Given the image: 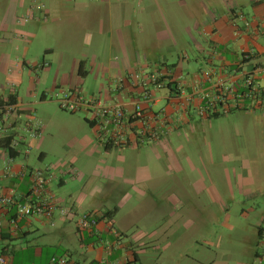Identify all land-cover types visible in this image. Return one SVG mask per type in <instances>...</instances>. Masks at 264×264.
<instances>
[{
	"label": "rangeland",
	"instance_id": "rangeland-1",
	"mask_svg": "<svg viewBox=\"0 0 264 264\" xmlns=\"http://www.w3.org/2000/svg\"><path fill=\"white\" fill-rule=\"evenodd\" d=\"M212 2L217 3L215 7H224L223 0ZM191 5V0L183 4L180 0H0V93L4 85L8 90L7 83H12L13 78L3 70L4 53L14 70L16 64L27 63L18 80V91L26 101H31L30 92L39 96L52 88L61 61L67 65L74 58H82L90 68V62L97 57H119V46L111 45L116 34L112 31L126 14L123 8L131 9L130 14L144 26L147 14L155 11L153 22L164 26L171 23L170 14L165 22L159 10L151 7L161 6L170 13L177 11L179 23L185 27L194 24V18L186 14ZM244 9L251 13L252 7L248 4ZM134 28L141 35L139 25ZM179 33L178 46L187 45L192 58L191 32L183 28ZM44 63L48 69H42ZM103 83L106 80L92 72L83 79V91L90 94ZM31 113L34 124L42 125L41 139L29 137L26 116L21 118L15 134L19 144L21 140L29 141V163L35 168L50 166L53 172L63 161L79 167L78 175L65 174L68 189L76 193L68 198V204L76 202L78 208L62 207L71 210L72 215L73 209L76 215L87 213L85 208H92L94 203V207L102 203L104 210L121 204L116 217L121 223L132 222L130 233H149L139 246L147 264L248 261L257 235L256 225L264 213V113L234 112L212 119L193 133L187 132L184 148L174 156L161 153L160 158L152 154L150 146L118 148L110 153L96 143L90 147L79 143L78 139L87 136L90 127L85 122L79 125L75 117L84 116L65 112L50 99L41 107L34 105ZM1 121L0 118L2 127ZM94 146L97 150L92 153ZM42 151L47 156L41 160ZM143 170L149 175L143 176ZM146 183L152 185V197H146L150 207L140 204L144 199L140 189ZM195 184L202 190L194 191ZM245 186L251 189L253 198L242 192ZM173 193H182V200L173 204L175 207L159 206L162 197ZM35 225L40 229L34 228L27 238L6 242L10 263L41 264L53 254L64 252V237L56 234L54 228ZM73 255L81 259L77 253ZM81 263L84 264L82 259Z\"/></svg>",
	"mask_w": 264,
	"mask_h": 264
},
{
	"label": "crops",
	"instance_id": "crops-1",
	"mask_svg": "<svg viewBox=\"0 0 264 264\" xmlns=\"http://www.w3.org/2000/svg\"><path fill=\"white\" fill-rule=\"evenodd\" d=\"M209 1L191 0L192 5L186 10L188 12L186 14L194 18V24L185 27L181 26L182 23H179L181 20L179 21L177 17V11L170 13L161 6L151 7L159 10V14H161L165 22L168 20L166 15L170 14L169 21L171 23L166 22L164 26L153 22L155 20V11L147 14V17H145L146 25L144 26V23L141 25L139 21L135 20L134 15L130 14L131 9L123 8L122 11L126 14H123V19H120L117 25H114L112 31L116 32V34H113L115 39L111 45L115 47V43H117L121 50L119 57H111L108 60L97 57L90 62V68H88V61L82 58H74L72 61L67 62V65L61 61L56 68L55 81L52 88L42 91L39 96L33 91L35 90L34 88L33 92H30L33 98L31 101H26L25 98L19 95L18 91V80L23 76L27 63L16 64L17 69L14 70L8 55L4 53L1 59L4 64L3 70L7 73L6 76L13 77L12 83L16 86L15 90H12L11 87L8 88L10 85L8 82V90H6L4 85L0 96L7 97L11 92L15 91L18 101L14 105L15 109L13 111L0 117L3 123L2 127L0 126V138L6 134H17L21 118L26 116L29 118L27 123H31L38 134L36 137H29L41 139L42 125L34 124L35 120L31 115L32 107L34 105L41 107L42 104H45L50 99L49 94L60 89H79L83 91V79L87 78L92 72H96L97 76L106 80V83L101 84L97 91H92L90 94L84 91L83 93L100 96L106 102L121 103L126 111L131 112L134 109V102L142 99L143 91L134 85L132 79H127L122 85L119 84V79L125 78L127 74L132 72H138L142 75H159L166 82L165 88L155 93V102L152 103L151 108H148L150 114L162 111L167 115L166 127H161V129L165 130V134L156 142H146L142 145L133 143L129 147L120 148L140 149L144 146H150L153 149L152 154L156 158H160L161 153L167 156H174L177 150L184 148L183 144L188 139L187 132L193 133L195 129L204 127L206 122L216 119L201 116L199 113V107L203 103L201 98L203 90L209 89L219 79H223L225 83L232 80L240 84L243 81L244 73L252 72L257 66H264V0H223L224 7H215L217 3ZM184 2L185 0H180V3L183 4ZM248 4L252 7L251 13H245L244 6ZM246 21L250 23L249 26H246ZM136 24L137 26L139 25L141 30V35L139 36L135 33L134 25ZM183 28L191 32L190 34L193 38L190 45L192 58L189 57L187 45L181 44L178 46L179 31ZM81 61L85 62L86 70L88 71L86 77H82L79 74ZM42 69H48V65L44 63ZM207 72L211 74L212 84L206 81L205 73ZM169 83L172 85L169 86ZM50 101L54 100L50 99ZM144 107H146V103H144ZM234 112L264 113V106L251 110L235 109L232 113ZM80 114L84 118L75 117L79 125H84L85 122L90 127V131L87 136L83 135L78 139L79 143L81 142L87 147L96 143L103 150L110 153L114 149H118L107 150L99 138V130L95 122L91 120V114ZM3 117H6V119ZM74 138L77 137L75 136ZM91 138L94 140L92 141ZM28 142L26 139L22 141L21 146L24 149L20 146L16 152L12 149H0V176L3 174L4 162L7 157L14 158L13 169L16 172L23 168H35L29 163L31 151L27 152L26 146L29 147ZM96 150L94 146L92 153H95ZM10 152H12L13 156ZM46 156L47 152L42 151L40 159L42 160ZM78 168L74 163L63 161L58 164L57 170L54 172L50 166L37 167L35 169L50 170L52 179L48 188L60 206L78 208L76 202L68 204V198H72L76 193L68 189L69 182L65 178L66 173L78 175L80 173ZM144 175L149 174L144 172ZM1 184L5 193L13 192L15 197L18 198L30 193L31 180L29 175L23 178L1 177ZM55 185H57L56 189L54 188ZM192 187L194 191L199 192L202 190L198 184ZM245 187H242V192L253 198L254 196L250 195L252 193L251 189ZM140 191L143 193L144 198L140 201L141 206L148 204L150 207V200H146V197L150 196L151 199L152 185L143 184V189H140ZM181 194L173 193L167 198L162 197V201L158 200L159 202L161 201L159 206L163 208L175 207L173 204L182 200ZM95 205L96 203H94L92 208H85V212L103 215L108 210H111H104L102 203L94 207ZM253 207H251V210H253ZM118 208L119 213L122 205L120 204ZM243 211L245 212L246 210ZM77 215L74 214L68 218H63L59 211H56L52 219L43 217L26 218L19 223L15 233H9L10 226L8 222H4L2 235L3 238H8H0V249L6 247L9 251L10 248L9 245H6V242L27 238L34 228L40 229L35 225L37 223L41 227L54 228L56 234L64 237L67 247H64V252L60 254L70 256L79 264H82L81 259L84 264H125L129 262L132 264H147L142 256L144 251L140 250L139 246H141L140 241L147 237L149 233L142 231L140 234L133 235L130 233L132 232L130 231L131 228H133L132 222L121 223L120 219L116 217L117 215L111 220L105 217V219L100 221L98 227L91 232L81 231L77 226L78 219L74 221V228L71 227V223ZM256 231L257 235L253 238L252 251L245 264H264V213L256 225ZM110 244H112L111 249L108 248ZM77 246L79 247L78 250ZM73 252L77 253L81 259H75ZM55 255L57 254H53L41 264H47ZM12 264L15 263L12 262Z\"/></svg>",
	"mask_w": 264,
	"mask_h": 264
},
{
	"label": "built area",
	"instance_id": "built-area-1",
	"mask_svg": "<svg viewBox=\"0 0 264 264\" xmlns=\"http://www.w3.org/2000/svg\"><path fill=\"white\" fill-rule=\"evenodd\" d=\"M250 23L246 21V26ZM208 83L212 84L211 74L205 73ZM127 79H132L134 85L142 89V99L134 102V109L126 111L123 104L118 102H106L96 95H86L79 89L58 90L49 94L50 99L56 101L60 108L69 113H87L91 114V120L95 122L99 130V138L105 148L129 147L133 143L142 145L146 142H156L165 134L162 126L166 127L167 115L160 111L159 113L148 112L152 103L155 102V93L165 88L166 82L156 74L142 75L138 72L127 74L125 78L119 79L122 85ZM11 86H16L10 83ZM203 103L199 107L201 116L210 113L220 112L228 114L235 109L261 108L264 106V66H257L252 72L243 74L242 83L235 81L225 83L223 79L211 85L209 89L202 92ZM146 103V107H144ZM6 113L15 109V106L5 105ZM30 136H38L36 129L28 123ZM133 136V137H132ZM24 140L20 141L21 142ZM18 141L12 145V150L20 147ZM13 157H7L2 176H0V234L4 232V222L9 224V233H15L19 223L32 216L52 219L55 212L60 215L70 217L71 210L60 206L54 196L49 191V183L52 174L49 169H28L23 168L19 172L13 169ZM29 175L31 180L30 193L24 197H15L13 192L5 193L1 184V177L23 178ZM74 213L75 209H73ZM12 211L14 213L12 214ZM103 215L96 213H84L78 215L77 226L81 231L91 232L96 229ZM112 248V244L108 246ZM0 264H12L7 256L0 254ZM47 264H79L68 255H55Z\"/></svg>",
	"mask_w": 264,
	"mask_h": 264
},
{
	"label": "trees",
	"instance_id": "trees-1",
	"mask_svg": "<svg viewBox=\"0 0 264 264\" xmlns=\"http://www.w3.org/2000/svg\"><path fill=\"white\" fill-rule=\"evenodd\" d=\"M87 73H88V71L86 70L85 62L81 61L79 64V74L82 77H86ZM171 85L172 84L169 83V86H171ZM11 88H12V90H15V86H11ZM17 101H18L17 100V94L15 91L11 92L7 97L0 96V117L3 116L4 114H6V112H7L6 109L3 108L5 105L12 106V105H15L17 103ZM232 112H233V110L230 111L229 113H232ZM225 115H227V114L220 113V112H214V113H210V114L206 115L205 117H207V118H219V117H222ZM15 141H17L15 134H6V135L2 136L0 138V149H5V150L12 149V145ZM21 144H22V142H21ZM111 149L112 148H107V150H111ZM14 152H16V150ZM10 154L13 156L12 152H10ZM118 210H119V208L115 207V208L105 212L103 214V216L106 217L107 219L111 220L118 213ZM13 213H14V211H12V214ZM0 238L7 239L8 237L3 238V235L0 234ZM0 252H1V255H4V256H7L9 253L8 248H6V247L0 249ZM125 264H132V263L129 262V263H125Z\"/></svg>",
	"mask_w": 264,
	"mask_h": 264
}]
</instances>
